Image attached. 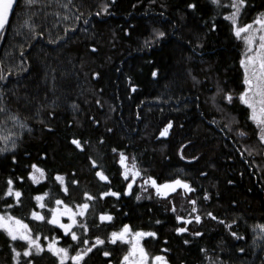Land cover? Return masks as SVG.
Returning <instances> with one entry per match:
<instances>
[{"label": "trees", "instance_id": "trees-1", "mask_svg": "<svg viewBox=\"0 0 264 264\" xmlns=\"http://www.w3.org/2000/svg\"><path fill=\"white\" fill-rule=\"evenodd\" d=\"M193 2L198 5L195 10L187 7ZM106 3L111 5L108 13L103 12ZM249 5L239 17L241 24L253 23L264 11V0H249ZM41 7L37 5V10ZM229 11L212 0H71L68 8L50 3L34 17L37 31L45 35L27 41L24 35L14 36L17 20L11 17L5 40H0V59L13 72L8 82L0 83L5 102L26 118V126L19 129L0 114V136L12 133L11 140L0 139V149L7 148L0 151V215L23 219L44 247L60 237V247L73 246L71 256L87 245L71 240L58 227L36 221L31 212L49 218L57 199L73 209L88 202L89 212L78 219L74 230L89 244L96 236L105 244L89 253L87 264H121L128 245L112 244L110 236L125 224L134 231L156 232L142 243L150 256L165 255L169 264H264V230L259 228L264 224V147L255 136L239 135L241 129L251 132L255 127L250 120L245 127L250 113L246 106L225 102L221 111L212 102L217 86L243 90L239 61L244 46L226 19ZM56 12L83 14L75 22V32L69 27L74 20ZM157 31L165 36L158 37ZM19 45H24L23 58ZM5 51L11 55L6 57ZM21 59L30 67L17 74L14 65ZM157 69L159 74L153 77ZM169 122L173 124L169 134L160 136ZM74 139L84 147L74 145ZM120 152L142 172L131 194L129 181L122 176ZM31 165L45 169L46 178L39 184L30 179ZM101 170L110 182L96 175ZM57 175L65 177L68 193ZM148 176L158 183L184 179L195 191L159 197L151 188L141 187ZM10 178L14 191L23 193L20 204L6 194ZM104 191L121 195L104 197L100 195ZM44 193H48L46 207L40 208L35 197ZM85 193L96 199L89 201ZM209 212L218 219L209 217ZM101 213L111 214L113 220L100 221ZM84 222L86 230L80 228ZM228 224L242 239L231 235ZM178 227L188 231L179 233ZM25 245L26 241H12L0 231V264H25L29 259L23 255ZM241 247L244 253L239 252ZM13 248L21 252L19 258ZM104 251L111 256H104ZM35 264L58 261L45 250Z\"/></svg>", "mask_w": 264, "mask_h": 264}, {"label": "snow or ice", "instance_id": "snow-or-ice-1", "mask_svg": "<svg viewBox=\"0 0 264 264\" xmlns=\"http://www.w3.org/2000/svg\"><path fill=\"white\" fill-rule=\"evenodd\" d=\"M71 0H68V3H62L61 0H0V40H5V32L8 30L10 24V17H15L17 20L16 26H14V36L15 35H24L25 40L34 39L36 36L43 37L45 35L44 31H37L38 24L34 17L40 15L44 8L50 6V3L60 4L63 8H68ZM115 0H112L114 3ZM212 2L218 7H223L222 0H212ZM231 11L228 12L226 19L231 21L235 26V36L243 40L244 42V51L242 53V58L239 63L243 69V79L240 87L243 89L240 92H236L235 89L227 90L221 86H217V93L212 98V102L214 105H217L219 110L224 111L225 102L228 106L234 105L238 102L242 106H246L247 110H250L249 115L246 117L245 127H247V121H251L255 127L252 128L251 132L240 130L239 135L241 137L250 138L251 136H255L258 140V143L264 147V11L257 14L256 19L253 23L245 24L243 26L239 25V17L242 14V11L249 7V0H229ZM37 5H42V7L37 10ZM111 5L106 3L103 6V12L108 13L109 7ZM187 7L191 9H197V3H189ZM56 16H61L63 19H73V25H70L71 30L75 32V22L81 19L82 13L74 16H63L61 12H56ZM97 16L101 15L100 12L96 13ZM89 20L85 19L84 24L87 25ZM69 27H65L64 32L67 33L69 31ZM216 25L213 24V28ZM26 29L27 31H22ZM86 31V29H85ZM156 35L158 37H164L165 32L157 31ZM62 39V38H61ZM51 43H58L56 39H50ZM146 46H149V42L145 41ZM28 47H32L31 44H28ZM20 48V57L23 58L25 56L24 45H19ZM95 51V49L93 48ZM11 54L5 51V56L9 57ZM17 69V74L22 72H27L30 66H25L24 60H20L19 65H14ZM13 68L5 65V61L0 59V82H8L10 76L12 75ZM159 74V69L152 72V76L156 77ZM99 76V73H96ZM196 77H193L195 80ZM55 80V77H53ZM55 89V84H53V90ZM132 91L135 92V86L132 88ZM5 87L2 83H0V114H4L5 120H11L14 123V126L18 124L19 129H23L26 125L24 123V119H22L21 114L19 112H12L8 103L5 102ZM215 122V120H213ZM173 127V124L169 122L166 127L160 132V136H167L169 134V130ZM12 133L10 132L8 135L0 136V139L5 141L11 140ZM74 145L78 148H83V144L79 139H74L72 141ZM12 147L15 148V141H12ZM0 151H7V148H2ZM116 151V149H113ZM120 164L124 165L123 177L126 181H129V177L131 176L130 182L127 184V192L131 194L133 185L136 183L137 177L142 176V172L136 167L135 164L132 165L131 168L128 167L126 161L128 157L120 152ZM243 155V153H241ZM135 157H133V160ZM192 159H196V157H192ZM94 165L96 163L95 160L92 162ZM35 171L30 173L31 180L37 184L40 183L42 178H46L45 169L43 167H39L37 165H31ZM37 173L39 175H37ZM96 175L103 181H109V176L105 175L104 171H98ZM20 180H23L24 177H19ZM56 180L60 182L61 185H64L63 191L65 193L69 192L67 185L65 184V177L61 175H57L55 177ZM14 181L10 178L8 180V196H15L16 203L20 204L21 196L23 193L19 190L13 189L11 185H13ZM73 183H78V181H73ZM151 186L155 189L156 194L158 196L168 197L171 193H176L178 189H183L187 193H192L195 189L192 187L191 183L184 179H171L164 183H158L157 179L148 176L143 180L141 187L144 190H147L145 186ZM48 193H44V195H37L35 199L40 202V208H45L46 205L43 202L44 197L47 196ZM101 196L107 197L109 195L113 197H120L121 193L119 191H104L100 193ZM85 196L89 201L95 200L96 197L92 196L89 193H85ZM137 199L140 197L137 196ZM207 198V197H206ZM196 200H191V204L196 205ZM56 207L52 208L49 215L50 219L41 214L38 211L33 210L31 212V216L36 221H43L51 225H58L59 229L63 230L65 236H69L71 240L78 241L79 244L87 245V247L82 250L76 251L75 255L70 256L69 249L73 246L69 247H60L58 246V241L60 237H57L56 240H51L47 245V251L54 254L55 257L58 258V264H67L69 259L74 262V264H87L86 257H88L89 253L93 252V249L98 245H104L105 240L101 239L99 236L95 237V243L89 244V241L84 239L82 236H78L77 232L74 230V227L78 224V217L87 216L91 205L88 202H83L80 204H76L75 208L79 209V211H74L72 207H70L65 200L57 199L55 200ZM62 206V207H61ZM11 207V206H9ZM172 211L175 212V205L172 207ZM193 212H196V208H193ZM212 219H218L211 212L207 214ZM61 217H68L70 222L65 223L61 220ZM100 221H112L113 216L111 214L101 213L99 216ZM177 220L184 221L185 217L177 216ZM196 221H200V215H196L194 217ZM160 223V221H157ZM187 223H192V219H188ZM221 223H223L221 221ZM87 222L80 224V228L87 229ZM226 227L231 232L233 237H236L238 240L242 239V237L236 232L232 230V225L228 224ZM259 228L264 230V224H260ZM0 230H3L8 237L11 238L12 241H17L18 239L21 241H26V245L24 246L23 255L28 257L29 259L25 262V264H35L38 257L42 256L45 253V247L42 245L38 238L33 236V229L30 228L28 223L21 218H18L13 215H0ZM179 233H185L188 231L185 227H178L176 229ZM196 236L203 235L200 232L193 233ZM157 233L154 231H143L136 230L134 231L130 225H123L120 231L111 232L110 241L112 244H116L117 241L126 243L129 245V250L123 256L121 264H169V261L165 255H155L150 256L149 252L144 247L142 240L144 237H156ZM264 238V237H262ZM186 244L189 241H184ZM15 255L17 258L21 256V252L17 251L13 248ZM164 251H168L165 249ZM206 251V250H205ZM246 251L245 248H239V252L244 253ZM104 256H111V253L108 251L103 252ZM19 264V262H18Z\"/></svg>", "mask_w": 264, "mask_h": 264}, {"label": "rangeland", "instance_id": "rangeland-1", "mask_svg": "<svg viewBox=\"0 0 264 264\" xmlns=\"http://www.w3.org/2000/svg\"><path fill=\"white\" fill-rule=\"evenodd\" d=\"M222 3H223V6H224V7H226V8L229 7V8H230V2H229V0H222ZM230 9H231V8H230ZM231 23H232V22H231ZM239 25H240V26H243V25H245V24H241V23L239 22ZM234 28H235V26L233 25V30H234ZM234 33H235V31H234ZM239 39H240V38H239ZM240 40H241V39H240ZM241 41H242L243 46H244V42H243V40H241ZM119 164H120V158H119ZM126 164L128 165L129 168H131L132 165H133V164H131V163L128 162V161H126ZM120 167H121V169H122V176H123L124 165H121V164H120ZM33 171H35V169H32V172H33ZM37 175H39V174L37 173ZM123 178H124V177H123ZM30 179H31V177H30ZM42 179H43V178H42ZM42 179H41V180H42ZM130 180H131V176L129 177V182H130ZM137 181H139V177H137L136 182H137ZM32 182H33V181H32ZM33 183H35V182H33ZM142 183H143V182H142ZM142 183H141V184H142ZM35 184H36V183H35ZM145 187L151 188V189L153 190L154 194H156V191H155V189H154L153 187H151V186H147V185H146ZM177 191H181V192L183 191V192H185L183 189H178ZM171 194H173V193H171ZM171 194H170V195H171ZM156 195H157V194H156ZM157 196H158V195H157ZM159 197H163V196H159ZM163 198H164V197H163ZM55 207H56V205H55ZM55 207H54V208H55ZM61 207H62V206H61ZM73 210H74V211H79V209H77V208H74ZM79 218H80V217H78V219H79ZM49 219H50V217H49ZM61 220H62L63 222H65V223H69V222H70V220H69L68 217H61ZM50 225H51V224H50ZM52 226L58 227V225H52ZM76 226H77V225H76ZM76 226H75V227H76ZM75 227H74V228H75ZM58 228H59V227H58ZM61 230H62V229H61ZM0 231H3V230H0ZM62 232H63V230H62ZM64 235H65V234H64ZM18 240H19V239H18ZM49 242H50V241H48L47 244H46V246H45V250H46V251H47V245H48ZM26 243H27V242H26ZM58 246H59V245H58ZM129 247H130V246L128 245V250H129ZM51 254H52V253H51ZM53 255H54V254H53ZM74 255H75V254H74ZM54 256H55V255H54ZM56 259H57V261H58V258H57V257H56ZM69 261H71V260L69 259ZM69 261H68V262H69ZM150 264H151V261H150Z\"/></svg>", "mask_w": 264, "mask_h": 264}, {"label": "water", "instance_id": "water-1", "mask_svg": "<svg viewBox=\"0 0 264 264\" xmlns=\"http://www.w3.org/2000/svg\"><path fill=\"white\" fill-rule=\"evenodd\" d=\"M11 18V17H10Z\"/></svg>", "mask_w": 264, "mask_h": 264}]
</instances>
